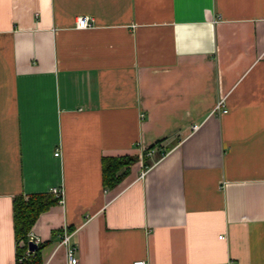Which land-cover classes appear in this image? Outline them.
<instances>
[{
  "label": "crops",
  "instance_id": "1",
  "mask_svg": "<svg viewBox=\"0 0 264 264\" xmlns=\"http://www.w3.org/2000/svg\"><path fill=\"white\" fill-rule=\"evenodd\" d=\"M55 187L40 264H264V0H0V264Z\"/></svg>",
  "mask_w": 264,
  "mask_h": 264
},
{
  "label": "trees",
  "instance_id": "2",
  "mask_svg": "<svg viewBox=\"0 0 264 264\" xmlns=\"http://www.w3.org/2000/svg\"><path fill=\"white\" fill-rule=\"evenodd\" d=\"M136 158L130 155L105 156L102 158V185L104 188L115 187L127 174L131 164ZM147 165L149 163H146ZM58 198L52 193H36L27 196L16 195L12 199L13 232L17 249L16 264H40L38 247L32 254L24 257L23 253L28 248V233L40 215L50 206L58 203ZM22 242V246L18 245ZM21 257V259H19Z\"/></svg>",
  "mask_w": 264,
  "mask_h": 264
},
{
  "label": "built area",
  "instance_id": "3",
  "mask_svg": "<svg viewBox=\"0 0 264 264\" xmlns=\"http://www.w3.org/2000/svg\"><path fill=\"white\" fill-rule=\"evenodd\" d=\"M76 26L78 28H85V27H89L92 26L93 24V19L89 16H79L78 19L76 20ZM215 112H218V113H223L226 111V109L223 107V100L220 99L214 109ZM196 129H198V125L197 124H193L191 126V130L192 131H195ZM60 153L58 150H56L54 152V155L55 156H58ZM142 158V156H141ZM50 193H52L55 197L58 198V201L59 203H62L63 202V196H64V193H63V190L62 188H52L50 190ZM29 241H32L33 243L37 244L39 243V238L38 237H34L32 234L30 235L29 234V238H28ZM59 245H62L65 247L66 251H65V258H66V264H78V259H77V256H76V250H77V247L76 245H72L69 243V234H64L61 241L58 242ZM33 250H30L29 248H27L25 251H24V257H28L32 254ZM21 259V257L19 258ZM133 264H147L146 261L144 260H138V261H134Z\"/></svg>",
  "mask_w": 264,
  "mask_h": 264
},
{
  "label": "water",
  "instance_id": "4",
  "mask_svg": "<svg viewBox=\"0 0 264 264\" xmlns=\"http://www.w3.org/2000/svg\"><path fill=\"white\" fill-rule=\"evenodd\" d=\"M27 245L30 250H34L37 247L32 241H28Z\"/></svg>",
  "mask_w": 264,
  "mask_h": 264
}]
</instances>
